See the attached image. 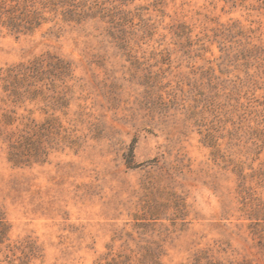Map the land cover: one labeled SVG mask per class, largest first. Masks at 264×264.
Returning <instances> with one entry per match:
<instances>
[{
  "label": "rangeland",
  "instance_id": "obj_1",
  "mask_svg": "<svg viewBox=\"0 0 264 264\" xmlns=\"http://www.w3.org/2000/svg\"><path fill=\"white\" fill-rule=\"evenodd\" d=\"M122 2L120 27L0 28V67L49 52L71 69L55 112L68 138L46 162L14 167L0 144V264H192L206 249L264 264L247 217L264 203V62L235 59L264 47V0Z\"/></svg>",
  "mask_w": 264,
  "mask_h": 264
},
{
  "label": "trees",
  "instance_id": "obj_2",
  "mask_svg": "<svg viewBox=\"0 0 264 264\" xmlns=\"http://www.w3.org/2000/svg\"><path fill=\"white\" fill-rule=\"evenodd\" d=\"M122 1L125 0H0V28L12 34H31L43 22L51 20L46 14L53 17L58 14L63 21L76 23L97 18L112 27H120L127 15L121 9ZM242 48L235 59L264 62V47L247 41ZM70 71V63L49 52L0 67V144L5 145L6 160L12 166L43 164L50 150L68 138L62 134L65 130L55 112L68 107L69 101L64 99V79ZM27 104L37 106L36 110L47 116L42 120L32 118L33 110L27 109ZM19 109L26 115L18 114ZM48 111L52 112L47 114ZM129 155L132 156V147ZM256 205L247 216L251 220L249 228L264 241V203ZM8 227L0 216V244L8 239ZM155 258L156 255L152 263ZM192 261V264H252L245 259H218L209 249L196 253ZM127 263L124 260L120 264Z\"/></svg>",
  "mask_w": 264,
  "mask_h": 264
}]
</instances>
